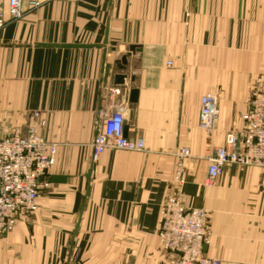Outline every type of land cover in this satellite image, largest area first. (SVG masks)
Listing matches in <instances>:
<instances>
[{"label":"crops","instance_id":"0c3cea01","mask_svg":"<svg viewBox=\"0 0 264 264\" xmlns=\"http://www.w3.org/2000/svg\"><path fill=\"white\" fill-rule=\"evenodd\" d=\"M23 8L24 16L12 19L8 0H0L7 16L0 137L32 126L57 144V155L33 224L19 221L0 233V264L167 263L173 254L159 244L161 205L176 191L182 147L191 151L185 205L209 214L205 252L221 264H264V168L230 164L207 184L205 158L243 127L254 79L264 74V0H42L33 10L24 0ZM124 56L122 71L116 63ZM121 72L126 83L118 86ZM213 87L219 117L207 131L201 98ZM119 106L126 136L143 138L145 148L111 149L93 160L99 113ZM53 175L66 179L52 182Z\"/></svg>","mask_w":264,"mask_h":264},{"label":"built area","instance_id":"2783aa9c","mask_svg":"<svg viewBox=\"0 0 264 264\" xmlns=\"http://www.w3.org/2000/svg\"><path fill=\"white\" fill-rule=\"evenodd\" d=\"M30 10L38 8L42 0H27ZM24 0H8L12 19L24 16ZM6 24L0 10V28ZM172 64V62H169ZM100 122L92 142V158L111 149L142 151L143 138L125 134L124 107L112 111L101 110ZM219 117L218 93L210 91L201 98L200 126L212 131ZM243 127L227 133L221 146L211 147L206 183L214 184L227 164L255 165L264 168V82L252 88ZM57 144L46 140L32 126L26 133L20 128L0 137V233L13 230L20 219L34 212L43 189L49 188V175L56 163ZM191 156L189 148L176 152L177 169L174 178L176 191L161 205V225L158 237L161 247L173 254L165 264H220V259L205 252L210 243L208 211L202 207H187L184 202L185 161Z\"/></svg>","mask_w":264,"mask_h":264},{"label":"water","instance_id":"95a60500","mask_svg":"<svg viewBox=\"0 0 264 264\" xmlns=\"http://www.w3.org/2000/svg\"><path fill=\"white\" fill-rule=\"evenodd\" d=\"M108 41H109V23H108V28H107L106 38H105V51H104L103 66H102V82L103 83L107 82V77H108V74H109V64L106 61L107 60V54L110 51V47L107 46ZM43 45L44 46H48L46 44H43ZM63 46H83V45H63ZM130 49H131L132 52H136L137 50H139V47L132 46ZM128 64H129V60H128L127 56L122 57V59L117 61V63H116L117 68L121 69L122 71L125 70V68H126V66ZM126 78H127L126 73H123V72L116 73L114 75V84L118 85V86L124 85L126 83ZM131 80L132 81L134 80L133 76L131 77ZM138 94H139V90L137 88H132L130 90V102L136 103L137 100H138ZM128 128H129L128 125H125V127H124L125 134H126ZM65 179L66 178L64 176H59V175H53L51 177V181L52 182L65 181ZM89 188L90 187H88V190H87V193H86V198L84 200L83 208L85 207V205L87 203V197L89 195ZM78 222H79V219H78ZM77 228H78V223L76 225V229H75L74 234L77 233Z\"/></svg>","mask_w":264,"mask_h":264},{"label":"rangeland","instance_id":"374dc122","mask_svg":"<svg viewBox=\"0 0 264 264\" xmlns=\"http://www.w3.org/2000/svg\"><path fill=\"white\" fill-rule=\"evenodd\" d=\"M7 11H8L7 16H8V17H12L8 9H7ZM3 12H4V11H3ZM4 15H5V19H7V16H6L5 12H4ZM258 81L264 82V74H263V75H258V76L254 79V82H253L252 88H253L254 85H256V83H257ZM252 88H251L250 93H252ZM216 91H217V93H218V102H219L220 90L217 89L216 87H213V92H216ZM207 93H208V92H207ZM205 156H206V155H205ZM227 165H230V164H227ZM227 165H226V166H227ZM241 165H242V164H241ZM226 166H225V167H226ZM176 169H177V168H176ZM223 172H224V171H223ZM175 175H176V171H175ZM174 177H175V176H174ZM20 221H25V223H27L28 225H32V224H33V212L30 213V214H28V215H26V216L23 217L22 219H20ZM208 229H209V237H210V241H211V232H210V226H209V218H208ZM159 244H160V241H159ZM160 245H161V244H160ZM218 259H219V258H218ZM220 261H221V260H220ZM220 264H221V263H220Z\"/></svg>","mask_w":264,"mask_h":264}]
</instances>
